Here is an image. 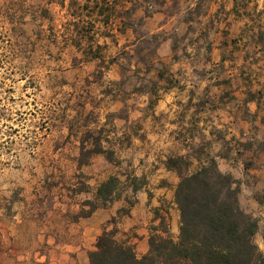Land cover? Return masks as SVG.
Masks as SVG:
<instances>
[{
  "label": "rangeland",
  "instance_id": "rangeland-1",
  "mask_svg": "<svg viewBox=\"0 0 264 264\" xmlns=\"http://www.w3.org/2000/svg\"><path fill=\"white\" fill-rule=\"evenodd\" d=\"M64 1L0 0V264H82L94 212L142 256L180 233L182 172L264 161V127L210 116L243 89L264 117V0Z\"/></svg>",
  "mask_w": 264,
  "mask_h": 264
},
{
  "label": "trees",
  "instance_id": "trees-1",
  "mask_svg": "<svg viewBox=\"0 0 264 264\" xmlns=\"http://www.w3.org/2000/svg\"><path fill=\"white\" fill-rule=\"evenodd\" d=\"M106 4L112 8L110 2ZM77 33L73 29L72 39L78 38ZM85 148L83 144L82 150ZM95 152L104 149L98 147ZM180 163H186L183 156L170 158L168 166L177 168ZM133 178L135 182L137 176ZM120 183L118 176L109 177L99 185L98 196L104 202L113 200ZM140 187L134 183L133 189ZM240 191V180L222 172L211 157L199 171L181 173L175 192L181 215L177 238L166 227L164 234L156 229L149 238L148 252L139 256L131 243L118 239L117 227L105 228L96 239L95 249L88 253L90 264H264V252L254 241L259 218L242 209ZM90 211L81 216H88Z\"/></svg>",
  "mask_w": 264,
  "mask_h": 264
},
{
  "label": "crops",
  "instance_id": "crops-1",
  "mask_svg": "<svg viewBox=\"0 0 264 264\" xmlns=\"http://www.w3.org/2000/svg\"><path fill=\"white\" fill-rule=\"evenodd\" d=\"M232 94L237 96V99H232L226 102L225 107L218 108L212 114L213 120H225L227 126H230L235 134H241L238 127L246 126L252 122L259 124L260 126L264 127V117H262V103H258L251 99L244 100V96L246 92L243 89L236 90L232 92ZM166 104L168 106L167 99L165 102L160 103V108H163ZM172 106L169 105L167 110L170 109ZM206 118V116L204 117ZM256 165L252 168H249L250 174H252V181L251 183L243 180L241 182V191L239 194L240 204L245 209V211L249 213H253L254 215L258 216L259 218V229L256 235L260 234V231L263 230L264 232V197L258 196V190H264V161L259 158H256ZM228 171L234 173L232 168H228ZM250 200L249 204L246 202ZM100 213L94 212L90 217L87 218L85 221L88 226L86 227L85 234H94V236H90L89 243L87 244V238L84 236L82 242L76 247L78 253L76 254L78 257L82 258V264H90L89 260V251L95 249L96 239L99 234L102 232V226L105 222L104 219L100 218ZM86 240V241H83ZM261 241L264 243V233L261 234ZM142 242L146 244V237L142 239ZM147 245V244H146Z\"/></svg>",
  "mask_w": 264,
  "mask_h": 264
}]
</instances>
